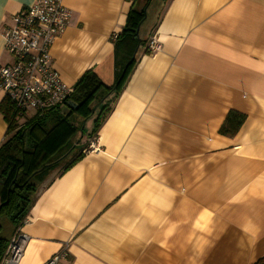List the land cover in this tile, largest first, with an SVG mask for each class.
<instances>
[{
	"label": "crops",
	"instance_id": "0c3cea01",
	"mask_svg": "<svg viewBox=\"0 0 264 264\" xmlns=\"http://www.w3.org/2000/svg\"><path fill=\"white\" fill-rule=\"evenodd\" d=\"M35 1L0 0L2 63L9 61L2 29ZM143 1L62 0L72 16L49 49L61 81L73 87L92 70L112 85L131 53L113 36ZM148 3L139 39L147 44L154 35L160 49L137 48L95 135L98 149L81 153L94 138L90 124L69 162L81 157L68 168L50 167L37 185L20 229L27 239L18 264H44L65 247L59 264L264 258V0ZM231 110L245 120L234 137L222 136ZM6 129L0 114V145Z\"/></svg>",
	"mask_w": 264,
	"mask_h": 264
},
{
	"label": "trees",
	"instance_id": "16d2710c",
	"mask_svg": "<svg viewBox=\"0 0 264 264\" xmlns=\"http://www.w3.org/2000/svg\"><path fill=\"white\" fill-rule=\"evenodd\" d=\"M145 15L146 9L139 12L130 9L124 29L119 35H116L115 45H128L131 53L128 61L116 75L112 85H105L92 70H88L73 86L70 101L66 104L70 114L75 113L77 117L87 121L97 109L100 111L93 123L94 126L90 133V138L96 135L97 130L110 113L113 104L134 68L138 58V51L132 63L127 67L124 76L117 84L123 68L131 60L135 49L146 45V41L139 39V33L136 34L137 28L145 20ZM143 53L146 54L147 50L143 51ZM96 106V110H93ZM0 114H2L7 123L5 139L0 145V216L10 218L14 222L13 226L17 228L25 221L32 198L36 193L37 183L34 184L33 181L39 174L38 171L42 167H44V171L46 168L56 166L72 153L70 149L69 152L63 154H61V151L66 145L67 135L72 133L75 127L66 119L60 121L59 118L62 116L57 110L50 111L43 116L32 117L22 126H19L14 121L15 111L13 106L4 98L0 102ZM51 117H53L54 121L46 129V121L44 120ZM244 120L245 115L237 111H229L219 128V134L226 137H234ZM76 147H79V145ZM81 153L83 154V152ZM81 153L76 155L65 168H68L74 161L78 160L82 155ZM54 155L59 156L53 160ZM13 180L14 183L7 193V189ZM8 242L9 239L0 237V260ZM255 264H264V258Z\"/></svg>",
	"mask_w": 264,
	"mask_h": 264
},
{
	"label": "built area",
	"instance_id": "2783aa9c",
	"mask_svg": "<svg viewBox=\"0 0 264 264\" xmlns=\"http://www.w3.org/2000/svg\"><path fill=\"white\" fill-rule=\"evenodd\" d=\"M71 16L62 0H36L13 14L10 24L2 29L3 51L9 61L0 60V91L14 108L15 122L23 119L28 111L34 112L33 117L43 116L70 101L73 87L62 82L52 69L49 49L56 37L66 30ZM146 49L151 54L159 51L154 35L149 37ZM95 142L96 136L83 153L97 150ZM24 222L9 239L0 264H18L21 259L27 239L20 232ZM66 256L65 247L44 264H59Z\"/></svg>",
	"mask_w": 264,
	"mask_h": 264
},
{
	"label": "rangeland",
	"instance_id": "374dc122",
	"mask_svg": "<svg viewBox=\"0 0 264 264\" xmlns=\"http://www.w3.org/2000/svg\"><path fill=\"white\" fill-rule=\"evenodd\" d=\"M148 1L149 0H144L143 1L142 8H139L138 5H136V7L139 8L140 10H142V11H145V9H147ZM150 7L148 8L146 14H150ZM96 108H97V106L94 107L93 110H96ZM59 110H61V116H62V117L59 118L60 121L66 119V121H68L71 125H73L75 127V130L72 133L67 135L66 141H65L66 145L63 147V149L61 151L62 152L61 154H63L65 152H69V149H70V150H72V153H70L68 155V157H66L64 160H62L61 162H59L57 164L58 166H65L72 159V157L74 156L75 151L78 148H80V147H76V146H78V145L80 146L82 141H85V134L88 131V127L90 126V124L94 123V121L97 118V116H98L100 111L97 109L95 111L94 115L87 119V122L85 124V121L82 120V119L80 120V118L77 117V115L75 113L70 114L69 113V108L67 106L62 105V106L59 107ZM33 115H34V112L28 111L26 113L25 117L30 118ZM20 120H23V119H20ZM20 120H17V121L19 122ZM44 121H46V123H45L46 124V126H45L46 129H48L49 124L51 126V124H52V122L54 120H53V117H51V118L46 119ZM58 122H59V120H58ZM58 156L59 155H54L53 160L58 158ZM42 171H41V173L39 172V174L34 178V181H33L34 184L37 183V185H39L40 182L43 180L44 176H46L48 171H50V168H48V169L46 168L43 172ZM13 225H14V222H12V220L10 218L5 217V216H0V226H1L0 237H4V238L5 237L6 238L10 237V235H11L13 229H14Z\"/></svg>",
	"mask_w": 264,
	"mask_h": 264
},
{
	"label": "water",
	"instance_id": "95a60500",
	"mask_svg": "<svg viewBox=\"0 0 264 264\" xmlns=\"http://www.w3.org/2000/svg\"><path fill=\"white\" fill-rule=\"evenodd\" d=\"M138 29H139V27H138L137 30H136V34L138 33ZM136 52H137V48L135 49L134 54H133L131 60L129 61V63H127V64L125 65V67L123 68V70H122V72H121V76H120V78H119L118 81H117V84L120 82L121 78L124 76L127 67H128V66L132 63V61L134 60V57H135ZM117 84H116V85H117ZM43 169H44V167H42L38 172L42 171ZM13 183H14V180H13L12 183L9 185V187H8V189H7V193L9 192V190H10V188H11V185H12ZM4 204H5V203H4ZM0 207H1V205H0Z\"/></svg>",
	"mask_w": 264,
	"mask_h": 264
}]
</instances>
